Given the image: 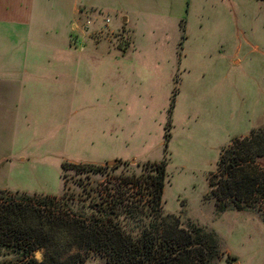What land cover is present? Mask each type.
<instances>
[{
	"label": "rangeland",
	"instance_id": "1",
	"mask_svg": "<svg viewBox=\"0 0 264 264\" xmlns=\"http://www.w3.org/2000/svg\"><path fill=\"white\" fill-rule=\"evenodd\" d=\"M187 1L184 20L188 40L182 49L178 46V58L183 57L184 49L188 72L181 76V71L176 78L164 74L147 79L139 90L143 94L140 97L142 104L150 103L148 107H128L131 100L129 91H124V82H129L122 77L119 91L118 82L109 75L114 68L109 61L118 57L120 62L124 59L117 51L109 56L100 49L108 61L105 67L107 80L100 91L106 106L100 121L106 123L107 160L95 166L109 167L108 163L113 161L118 164L110 166L113 169H108L102 176L72 170L65 173L57 161L25 162L18 164L13 172L1 171L0 192L8 193V196L17 192L29 196L61 197L65 192L69 196H86L85 189H95L120 174L140 175L147 164L167 162L165 214L180 216L183 221L190 219L200 227L214 230L225 251L217 264H264V201L259 199L255 203L257 209L238 211L228 204L230 208L220 212L210 187V178L216 174L222 151L229 148L233 140L264 130V2ZM207 8L228 11L227 18L225 13L224 18L219 15L218 24L210 21L201 34L198 23ZM107 19L109 24L105 22ZM95 20L100 21L98 29L94 27ZM139 21L134 22L136 47L143 52L149 50L145 55L147 58L163 62L171 56L177 42H181L182 26L181 33L174 27L169 28L167 35L162 32L152 36L149 29L154 25L149 26L145 19ZM120 22V17L115 15L80 19L75 35L84 41H104L108 47L124 53L131 48L133 40L123 26L114 29ZM132 26L129 24L128 27ZM93 56L98 55H90ZM133 56L134 53L127 54L125 61L129 62L127 59ZM126 66L127 63H122L121 68L124 70ZM177 86V110L174 109L170 120L168 111ZM169 122L171 140L167 148L165 135L169 132ZM68 158L77 160L75 155ZM78 162L72 164H83ZM257 163L259 171L264 173V158ZM36 258L41 261L43 253H36ZM85 264L104 262L91 258Z\"/></svg>",
	"mask_w": 264,
	"mask_h": 264
},
{
	"label": "crops",
	"instance_id": "2",
	"mask_svg": "<svg viewBox=\"0 0 264 264\" xmlns=\"http://www.w3.org/2000/svg\"><path fill=\"white\" fill-rule=\"evenodd\" d=\"M188 5L187 0H0V173L13 172L25 162L57 161L61 168L66 162H105L106 123H101L100 114H105L106 106L100 91L107 80L108 61L100 49L109 56L117 51L124 59L109 61L114 64L109 75L118 82L119 91L122 77L129 82H124L131 100L128 107L146 108L150 103L142 104L139 88L147 79L164 74L176 78L181 71V76L186 75L188 68L184 49L182 60L178 58L180 41L163 62L147 58L149 50L143 52L135 45V23L145 19L154 25L149 29L152 36L167 35L174 27L181 33ZM219 9L202 12L201 34L210 21L218 24L219 15L224 18L225 13L227 18L228 11ZM103 15L120 17V24L113 25L115 30L123 26L131 35L127 52L75 35L80 19ZM99 23L95 20L94 27L98 29ZM133 53L126 62V55ZM122 63H127L124 70ZM73 155L76 161L68 158Z\"/></svg>",
	"mask_w": 264,
	"mask_h": 264
},
{
	"label": "trees",
	"instance_id": "3",
	"mask_svg": "<svg viewBox=\"0 0 264 264\" xmlns=\"http://www.w3.org/2000/svg\"><path fill=\"white\" fill-rule=\"evenodd\" d=\"M185 25L183 20L180 49L187 39ZM178 94L177 86L170 120ZM168 127L167 148L170 122ZM262 158L264 130L233 140L222 151L210 178L211 196L220 212L227 211L228 204L238 211L257 209L255 203L264 201V173L257 163ZM108 169L113 168L62 165L65 173L87 175L105 176ZM166 169L167 162L147 164L140 175L120 174L85 189L86 196L0 192V264H85L91 258L104 264H217L225 251L214 230L165 214ZM38 252L43 253L41 261Z\"/></svg>",
	"mask_w": 264,
	"mask_h": 264
},
{
	"label": "water",
	"instance_id": "4",
	"mask_svg": "<svg viewBox=\"0 0 264 264\" xmlns=\"http://www.w3.org/2000/svg\"><path fill=\"white\" fill-rule=\"evenodd\" d=\"M117 164H118L117 161H113V162H109V163H108V166L113 167V166H115V165H117Z\"/></svg>",
	"mask_w": 264,
	"mask_h": 264
},
{
	"label": "built area",
	"instance_id": "5",
	"mask_svg": "<svg viewBox=\"0 0 264 264\" xmlns=\"http://www.w3.org/2000/svg\"><path fill=\"white\" fill-rule=\"evenodd\" d=\"M106 23L109 24L110 23V20H106ZM88 25L91 26V22L88 21Z\"/></svg>",
	"mask_w": 264,
	"mask_h": 264
}]
</instances>
